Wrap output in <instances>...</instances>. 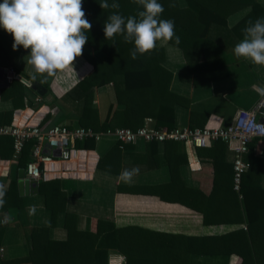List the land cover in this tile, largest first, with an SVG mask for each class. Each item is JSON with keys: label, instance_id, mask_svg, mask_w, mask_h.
I'll return each mask as SVG.
<instances>
[{"label": "crops", "instance_id": "1", "mask_svg": "<svg viewBox=\"0 0 264 264\" xmlns=\"http://www.w3.org/2000/svg\"><path fill=\"white\" fill-rule=\"evenodd\" d=\"M259 1L264 5V0ZM243 12L228 18L229 27L248 13ZM241 39L227 42L223 38L217 44L219 57L198 63L197 74L190 70L184 53L173 60L172 52L179 53L174 49L166 51L165 66L173 73L171 89L190 101L189 105H175L176 126H190L192 114L195 127L228 126L240 109L259 107L264 98V66L234 55L233 49ZM166 43L163 41L164 46ZM12 44V35L0 28L3 54L0 53V82L9 67L17 71L11 83L0 86V125L40 122L44 128L54 124L85 126L81 120L85 99L80 96L84 89H76L96 70L94 61L88 57L101 55L93 48L90 53L83 48L73 66L55 76L35 74L33 80L32 66L27 63L29 50L22 47L14 50ZM15 81L22 88L13 87ZM36 81L46 88L44 95L33 88ZM112 95L111 83L95 87L94 123L102 125L110 121L118 107ZM148 120L153 127L154 120ZM85 127L95 129L91 125ZM215 146V142H210L204 149L189 143L171 147V157L177 156L179 159L175 160L180 161L181 179L170 192L175 200L168 202L158 195L119 190L121 185H157L172 180L163 151L148 149L144 141L123 147L113 137L101 141L90 138L78 142L66 158L56 150L55 159L46 165L43 177L38 179L39 191L33 193L32 185L29 192L25 186L22 190L19 186L21 170L25 172L26 166L20 156L15 158L14 137L0 136V184L7 188L0 216L10 211L14 218L11 224L0 223V264H30L25 260L32 248L34 229L49 228L51 239L66 240L74 226L97 233L105 228L104 222L115 223L120 235V248L109 250V264L116 260L118 264H126L129 255L154 257L151 242L156 230L175 234L176 247L182 252L189 250V238H194L195 250L188 264H243L240 251L248 245L252 246L257 263L264 264V138H256L245 156L249 165L246 173L260 177L261 187L249 192V200L235 189L233 177L219 179L222 185H216ZM230 148L226 155L232 161L234 150L232 145ZM150 153L156 156L158 166H150L155 157ZM101 159L105 160L103 167L99 166ZM133 167L139 168V174L130 183L118 179L122 169ZM42 181L49 183L50 192L58 185L65 198L59 201L65 203V208L57 212L55 222L47 195L41 191ZM130 246L132 252L128 250Z\"/></svg>", "mask_w": 264, "mask_h": 264}, {"label": "trees", "instance_id": "2", "mask_svg": "<svg viewBox=\"0 0 264 264\" xmlns=\"http://www.w3.org/2000/svg\"><path fill=\"white\" fill-rule=\"evenodd\" d=\"M101 0H82V8L86 19L92 24L86 33L88 40L84 50L88 53L93 48L101 56L92 58L96 70L77 86V91L84 89L82 97L85 99L84 113L81 120L85 126H94L95 129L103 130L109 127H130L138 129L154 120L153 128L171 130L176 126L175 105L178 103L189 105L190 101L184 95L171 89L173 73L165 66L166 48L157 42L156 48L144 55H138L132 59L130 50L133 43H126L123 37L117 35L113 39H105L104 22L115 10L102 9ZM109 3L112 0H108ZM164 8L161 19L174 21L175 34L180 38L179 44L175 40L167 41L180 48L193 72L201 61L212 60L219 57L217 44L224 38L227 42L237 41L243 38V29L248 22L264 17V5L259 0H158ZM119 12L127 16H135L142 9L133 0H118ZM170 4L174 6L170 7ZM251 10L234 26L229 27L228 18L243 9ZM223 37V38H222ZM2 54V51L0 50ZM3 56V54H2ZM197 74V72H195ZM107 83L113 85V101L118 105L112 114L110 121L98 125L96 120V108L94 107V89ZM22 88L21 83L16 81L13 87ZM191 116L190 126L195 127ZM145 142V141H144ZM183 143L168 140L164 142H145L147 148H153L154 152L163 151L172 175V180L166 184L143 185V186H119L121 191H134L137 193L158 195L162 200L172 201L170 196L173 187L177 186L180 178V161L171 157V147ZM252 143H250L251 146ZM35 140H28L19 157L22 165L27 166L32 157ZM134 145V144H131ZM215 170L216 185H222L219 179L234 178V158L232 161L226 155L231 149L229 143L215 141ZM206 148V147H204ZM200 148V149H204ZM228 150V151H229ZM153 156L154 153H150ZM181 157V156H180ZM104 159L99 166L103 167ZM151 163V162H149ZM160 163L154 157L151 167ZM255 178V179H253ZM260 177H252L247 172L243 176L242 194L249 200V192L259 186ZM48 182L40 183L41 191L47 195L48 206L53 210V222L57 212L65 208L64 202H59L63 192L59 186H53V191L47 189ZM129 187V188H127ZM65 199V198H64ZM63 201V200H62ZM63 210V209H62ZM105 228L96 232L79 230L77 226L69 229V237L66 240H54L49 236V228H38L32 232V248L26 262L30 264H109V250L120 248L119 231L112 222H104ZM193 239L189 238V250L182 252L176 247V235L165 231L152 232V258H126V264H188L190 256L194 252ZM136 249V247L134 246ZM132 252V246L128 249ZM135 250L133 249V252ZM228 252H232L229 250ZM243 264H258L251 245L241 249Z\"/></svg>", "mask_w": 264, "mask_h": 264}, {"label": "clouds", "instance_id": "3", "mask_svg": "<svg viewBox=\"0 0 264 264\" xmlns=\"http://www.w3.org/2000/svg\"><path fill=\"white\" fill-rule=\"evenodd\" d=\"M143 10L135 16H123L118 0H101L102 9H113L104 22L105 39L120 35L126 43H133L132 59L156 48L159 41L179 44L174 21L161 19L164 8L158 0H133ZM174 6L170 4V7ZM92 24L86 19L82 0H2L0 2V28L13 37L14 50L22 47L28 51L27 63L35 74L55 76L63 72L82 55L87 43L86 33ZM243 38L235 45L237 58L250 60L264 66V17L249 21L242 30ZM139 174V168H124L118 179L130 183ZM7 188L0 184V209L6 204ZM35 212V206H31ZM11 212H3L0 223H13Z\"/></svg>", "mask_w": 264, "mask_h": 264}, {"label": "built area", "instance_id": "4", "mask_svg": "<svg viewBox=\"0 0 264 264\" xmlns=\"http://www.w3.org/2000/svg\"><path fill=\"white\" fill-rule=\"evenodd\" d=\"M17 77L14 67H9L4 76L7 83ZM1 95V88H0ZM39 100V98H38ZM240 109L235 120L228 126L221 127H191L189 125L177 126L171 130L156 129L148 125L138 129L130 127L108 128L97 131L92 127L82 125L71 126L68 124H54L44 128L40 122L23 123L17 125H0V136L14 137L15 158H18L28 140H35L31 160L26 166V174L33 179H41L47 164L55 159V151L61 157H68L78 142L93 138L96 141L113 137L123 147L137 144L139 141L164 142L168 140L189 143L195 148L207 147L210 142L222 140L232 145L235 152L234 160V187L240 191L243 176L248 171L249 165L245 156L250 150V143L256 138H264V122L258 118V110Z\"/></svg>", "mask_w": 264, "mask_h": 264}, {"label": "water", "instance_id": "5", "mask_svg": "<svg viewBox=\"0 0 264 264\" xmlns=\"http://www.w3.org/2000/svg\"><path fill=\"white\" fill-rule=\"evenodd\" d=\"M9 83H7V81H5L4 77L2 79V81L0 82V86H7ZM33 88L37 90L38 93L44 95L46 92V88L40 83V82H35L33 84ZM258 115L261 116L262 118L260 119L262 122H264V98L261 101V107L258 110ZM30 185H32L34 188L32 190V192H37L39 191V182L36 179L30 178V177H26L25 176V172L22 169L21 170V174H20V179H19V186L21 188V190L24 188V186L27 188V192H29L28 188L30 187Z\"/></svg>", "mask_w": 264, "mask_h": 264}, {"label": "rangeland", "instance_id": "6", "mask_svg": "<svg viewBox=\"0 0 264 264\" xmlns=\"http://www.w3.org/2000/svg\"><path fill=\"white\" fill-rule=\"evenodd\" d=\"M251 10V8L249 9V11ZM242 11H245V12H243V13H247L248 12V10L247 9H243ZM232 17H235V16H232ZM165 42V41H164ZM161 43H163V41H161ZM166 43V42H165ZM176 46L175 45H173V44H171V43H169V42H167L166 44H165V48H166V51L169 49V51H170V49H174V50H176L179 54H176V53H174V52H172V59L173 60H178V59H180L179 57H183V52H181L180 51V49L179 48H175ZM181 53V54H180ZM187 60V59H186ZM112 100H113V95H112ZM118 262H119V260H116V261H113V264H118Z\"/></svg>", "mask_w": 264, "mask_h": 264}]
</instances>
